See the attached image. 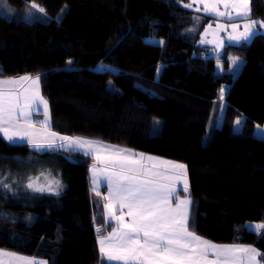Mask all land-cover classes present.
Segmentation results:
<instances>
[{"label":"trees","instance_id":"trees-1","mask_svg":"<svg viewBox=\"0 0 264 264\" xmlns=\"http://www.w3.org/2000/svg\"><path fill=\"white\" fill-rule=\"evenodd\" d=\"M184 1L0 0V79L39 76L57 134L184 164L188 191L175 197L191 201L189 231L255 248L264 264V235L246 228L264 224V138L254 135L264 126V35L225 45L218 73L200 45L215 19ZM250 8L264 21V0ZM91 166L82 153L37 154L0 135V250L109 264L98 240L115 223Z\"/></svg>","mask_w":264,"mask_h":264},{"label":"snow or ice","instance_id":"snow-or-ice-1","mask_svg":"<svg viewBox=\"0 0 264 264\" xmlns=\"http://www.w3.org/2000/svg\"><path fill=\"white\" fill-rule=\"evenodd\" d=\"M200 3L206 13L227 16L229 19L233 12L238 17L251 15L250 0H200ZM221 4L225 11L219 10ZM33 7L38 5L33 4ZM185 7H192V4ZM39 11L44 12V9L40 8ZM258 24L264 28V21L251 20L244 25L243 32L229 35L228 39L247 41L256 33ZM217 27L223 29L225 26ZM231 27L236 32L240 26L232 24ZM39 83V76L35 79L22 76L0 80V135L10 142L28 138V142L35 147L52 148L60 140L67 142L70 148L86 150V155L91 154L103 163L104 167L99 171L104 174L108 187V203L103 207L108 219L115 222V227L100 239L99 244L102 256L110 264H244L245 256L238 253L247 254V264H258L256 257L260 253L255 248L212 244L189 231L191 201L179 200L175 207L172 206L178 182L182 181L183 190L188 191L184 164L51 132L48 103L40 95ZM223 94L221 90V99ZM38 104L43 105L44 109L45 119L40 123L48 136L45 144L36 143L30 138L33 135L31 130L35 127L32 114L38 111ZM236 123L239 125L241 121L238 119ZM262 133L264 129L257 126V134ZM60 147H64V144ZM97 171L94 164V185L98 183ZM93 190L100 195L97 188ZM246 228L264 235V224L247 225ZM0 256H10L23 264H35L14 254L0 252ZM210 256L213 258L210 259Z\"/></svg>","mask_w":264,"mask_h":264},{"label":"rangeland","instance_id":"rangeland-1","mask_svg":"<svg viewBox=\"0 0 264 264\" xmlns=\"http://www.w3.org/2000/svg\"><path fill=\"white\" fill-rule=\"evenodd\" d=\"M186 4H192V7H185ZM183 7L186 8L187 10L194 11V12H197L200 14L202 13V14L208 15V16L215 19L212 21L213 24H210L211 27L209 28V26H207L205 31L203 32V34L201 36V41L203 40L205 42L201 43V41H200V45L208 47V51L205 53L206 55H204V57L209 61L215 62L216 70L218 73H221L225 70V69H223L222 61L219 59L225 45H239L242 43H249L255 35H258V34L264 35V28L259 27V24H258L257 29H256V33L252 36L251 39H249L247 41L241 40L240 42L230 41L228 39L229 35H237L239 32H243L244 31V25L249 23V21L253 20V19H250V16L249 17H238L233 12L232 18L229 19L227 16L221 17V16L215 15L214 13H206L203 10V4L200 3V0H185L183 3ZM197 9H199V10H197ZM219 10L225 11L223 4L219 5ZM254 21L261 22L260 20H254ZM232 24H237L240 26L236 32L233 31V29L231 27ZM218 25H224L225 27L223 29H220L217 27ZM231 65L232 66L228 68V71L231 72L233 75H235L239 70V65L236 66L233 61H232ZM98 66H99L98 67V69H99L101 64ZM19 77H22V76H18L15 78H19ZM8 79H11V78H8ZM0 80H6V79H0ZM221 90H223V93H226L227 89H226V87H223L222 89H220V91H219L220 97H221V95H220ZM223 96H224V94H223ZM39 108H41V107L39 106ZM239 125L238 124L235 125V128H234L235 131H239V129H240ZM259 127H260V129H264V126H259ZM254 135L257 138H264V133L257 134V126H255V128H254ZM101 144H103V143H101ZM136 153H138V152H136ZM99 163L102 164L101 162H99ZM102 167H104V165ZM107 196H108V192L105 194V198ZM107 203H108V200H107ZM117 214H119V213H117ZM105 219H106V221L111 222V220H109L107 217L106 211H105ZM112 222H114V221H112ZM253 226H255V225H253ZM114 227H115V225H114ZM0 251H3V250H0ZM5 252H7V251H5ZM9 253H11V252H9ZM13 254H15V253H13ZM103 261H105L104 257H103ZM15 262L17 263L18 261H15Z\"/></svg>","mask_w":264,"mask_h":264},{"label":"crops","instance_id":"crops-1","mask_svg":"<svg viewBox=\"0 0 264 264\" xmlns=\"http://www.w3.org/2000/svg\"><path fill=\"white\" fill-rule=\"evenodd\" d=\"M13 78H15V77H13ZM33 79H35V78H33ZM25 86H27V85H25ZM39 106L41 108H39ZM36 107H37L38 111H34L33 114H32V121H33L35 127H34V129L31 130L33 132V135L30 138L32 140H34L36 143L45 144L47 142V140H48V136L46 135V130L44 128H42L41 123H40L41 121H43L45 119L44 114H43L44 113V109H43V105H41V104H38ZM48 111H49V109H48ZM49 130L51 132H53L51 129H49ZM58 135L59 136H62V137H66V136H63V135H60V134H58ZM2 138L5 139L3 136H2ZM5 141H7L10 144H14V145H25L30 150L34 151L37 154H42V153L51 152V151L52 152H55V151H67V152L82 153V154L86 155L85 154V151L86 150L79 149V148H76V147H71L70 148V147H68L67 142H63V141H60V140H57L56 146L55 147H52V148H49V147H35L32 143H29L28 142V138H25L23 140L17 139V140L12 141V142H10L7 139H5ZM62 143L64 144V147H60V145ZM103 145H107V144H104L103 143ZM87 156H89V157H91L93 159V161H94L93 162V165L95 164L97 166V169H98V171L96 173L97 178H98V183H97V185H94L93 182H92L93 181V173H92V167L93 166L90 167V180H91V187H92V189L97 188V190L99 191L101 188L105 187L106 190H107V192H108L107 182H106V180L104 178V174L99 171V169H102L103 168L102 167L103 166V163L100 164L98 161H96V159L94 158V156L91 155V154H87ZM146 156H148V155H146ZM177 192L186 193L183 190V182L182 181L181 182H178L177 185H176V192L174 193L173 199H172V206L173 207H175V205L179 202V200L188 199L187 197H185L183 195H181L180 197H175V194H177ZM189 211H190V205H189ZM100 239L98 240V249H99V252H100V244H99ZM234 246H238V245H234ZM238 247H244V246H238ZM0 252H4V253H8V254H13V253L5 252V251H0ZM100 254H101V252H100ZM14 255L15 256H19V257L26 258L27 260L34 261L35 264H46V262L44 260H39V259L30 258V257H25V256L18 255V254H14ZM237 255L245 256L244 264H247V254L238 253ZM102 257H104V256H102ZM211 258H213V257L210 256V259ZM256 260H257L258 264H260V262L258 260V256L256 257ZM105 261L110 264V262H108L106 260V258H105ZM3 263L4 264H23V262H21V261H18L16 263L14 261V259L12 257H10V256H0V264H3ZM112 264H114V262H112Z\"/></svg>","mask_w":264,"mask_h":264}]
</instances>
